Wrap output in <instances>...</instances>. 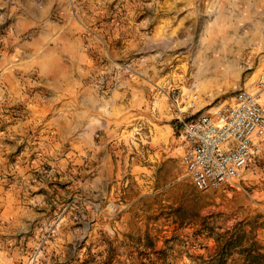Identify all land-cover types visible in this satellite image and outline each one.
Segmentation results:
<instances>
[{
	"label": "rangeland",
	"instance_id": "rangeland-1",
	"mask_svg": "<svg viewBox=\"0 0 264 264\" xmlns=\"http://www.w3.org/2000/svg\"><path fill=\"white\" fill-rule=\"evenodd\" d=\"M260 79L264 0H0V264H264V148L197 190L177 137Z\"/></svg>",
	"mask_w": 264,
	"mask_h": 264
},
{
	"label": "built area",
	"instance_id": "built-area-1",
	"mask_svg": "<svg viewBox=\"0 0 264 264\" xmlns=\"http://www.w3.org/2000/svg\"><path fill=\"white\" fill-rule=\"evenodd\" d=\"M255 91L239 87L226 104L197 113L193 91L177 116L180 163L197 190L238 187L252 159L264 148L263 81Z\"/></svg>",
	"mask_w": 264,
	"mask_h": 264
}]
</instances>
